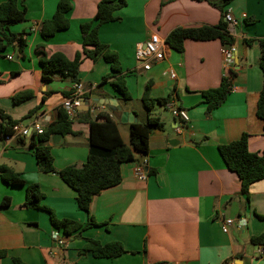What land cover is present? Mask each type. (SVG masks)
I'll return each instance as SVG.
<instances>
[{"label":"crops","instance_id":"0c3cea01","mask_svg":"<svg viewBox=\"0 0 264 264\" xmlns=\"http://www.w3.org/2000/svg\"><path fill=\"white\" fill-rule=\"evenodd\" d=\"M5 1L0 0V5ZM59 1L18 0L19 7L27 11V21L9 31L26 40L24 55L18 54L14 44L6 45L0 53V109L25 125L40 115L45 127L54 123L68 99L64 93L72 91L76 83L60 77L43 81L37 51L44 50L49 56L62 53L73 60L82 50L80 26L95 17L102 0H73L70 28L46 40L40 28L55 15ZM162 2L127 0V6L115 13L118 20L101 26L100 40L118 54L131 99L124 100L111 81L102 83L111 74L110 64L103 59L85 60L79 73V82L86 88L85 102L72 121L75 134H63L58 146L52 139L49 143L54 165L60 171L87 161L90 123L97 121L100 113L113 116L123 142L129 145L131 124L122 123L121 114L133 113L139 123L147 121L142 100L147 87L153 99H173L188 112L189 122L183 126L170 110L156 104L152 115L159 117L164 127L149 137L147 179L135 176L137 161L123 164L121 183L95 196L86 212L78 207L76 192L58 175L39 170L31 137L5 140L0 118V168L12 169L26 186L38 185L44 194L42 206L58 219L90 224L66 236L51 224L49 212L25 206L26 186L5 184L0 172V251L7 253L0 264H15V258L24 264H264L257 254L258 245L251 242L264 235V179L243 194L239 177L228 169L218 149L246 134L252 153L264 151V120L257 115L264 83L258 44L264 39V28H257V23L264 18V0H241L229 6L236 19L246 14V20L255 26L242 21L239 33L236 27L229 28L236 52L228 71L225 46L219 40H187L183 52L167 44L164 60L144 71L136 59L138 44L153 34L166 41L178 27L215 26L222 19L221 12L205 1L174 0L164 6ZM5 29L0 24V35ZM170 71L176 74L175 79ZM229 72L233 73L232 90L225 102L209 113L202 94L218 88ZM24 91L33 96L15 104L14 96ZM43 99L44 105L38 108ZM170 137L176 140L174 145ZM5 198L10 199V205L2 208ZM226 218L235 220L227 234L222 231ZM240 219H246L247 226L239 225ZM54 231L61 233L67 245L53 241ZM86 239L102 244L120 242L126 253L102 259L91 253L81 255Z\"/></svg>","mask_w":264,"mask_h":264},{"label":"trees","instance_id":"16d2710c","mask_svg":"<svg viewBox=\"0 0 264 264\" xmlns=\"http://www.w3.org/2000/svg\"><path fill=\"white\" fill-rule=\"evenodd\" d=\"M174 0H163L162 5H166ZM205 1L212 7L218 9L222 14L221 21L215 26L202 25L199 27H178L174 29L167 37L168 46L178 52L184 51V45L187 40L193 41H213L219 40L223 46H233L235 38L230 33L229 24L225 21L227 6L235 0H197ZM127 6V0H102L98 4L95 17L80 26L82 35V50L77 52L73 60L68 59L62 53H55L49 56L44 50H38L39 63L42 70V79L45 82L55 77L69 79L73 82H79V73L81 65L85 60L94 62L99 59L105 60L111 66V74L104 77L102 83L111 81L114 90L122 96L124 100H130L131 94L127 88L123 69L118 54L108 45L101 42L99 37L102 25L117 21L115 13ZM73 8V0H60L55 15L47 21H44L40 32L44 39L48 40L61 31L70 28L71 23L68 18L69 12ZM27 21L26 9L19 7L18 0H6L0 5V24L5 25L6 31L0 35V53L6 49V45L14 44L20 56L24 55L27 46L26 40L9 31L10 27ZM246 24L250 22L245 20ZM7 32V33H6ZM250 44V40H246ZM260 47V69L264 76V39H259ZM14 75V74H13ZM233 75V73L231 74ZM230 72L223 77L221 85L216 89H210L203 92V98L207 105V111L220 107L226 100L228 93L232 90V79ZM74 89L65 92L67 98L74 96ZM33 96L31 91L20 92L14 96V103L19 105ZM143 104L148 115L145 123H134L130 125V144L123 142L118 123L108 114L100 113L97 115V121L90 123L89 155L87 161L82 165H70L62 170H57L54 165V158L49 145L55 134H75L72 129V121L67 112L62 107L58 110L57 120L46 126L44 134L31 136V147L37 160L39 170L45 174L58 175L69 187L77 194L78 207L89 212L93 198L103 191L117 187L122 181L121 167L125 163H141L139 157H145L149 152V137L155 130H161L164 127L159 117L152 115L156 104L166 106L173 99H153L150 96V88L147 87L143 95ZM45 99L42 100L39 107H42ZM37 108V109H38ZM36 110L29 114L34 115ZM257 115L264 120V83L260 92V100L257 108ZM0 118L3 121V137L13 132V127L19 124V121L13 120L2 109H0ZM103 121H100V120ZM219 152L225 161L228 169L235 173L241 181V191L248 194L249 189L255 182L264 179V151L261 153H252L249 150L248 135L229 144L220 145ZM1 179L5 184L13 186H26L25 181L19 174L7 166H1ZM25 206L43 209L50 213L51 224L57 230H62L66 236H72L78 231L87 229L69 219H58L52 210L42 206L44 194L38 185L26 186ZM10 205V199L5 198L1 207ZM264 219V216L261 217ZM91 225H95L91 223ZM253 245H264V235L252 238ZM81 255L91 253L94 258H117L126 253L122 243L112 242L102 244L93 239H86V243L79 250ZM7 256L5 251H0V258ZM15 264H24L20 259H13Z\"/></svg>","mask_w":264,"mask_h":264},{"label":"built area","instance_id":"2783aa9c","mask_svg":"<svg viewBox=\"0 0 264 264\" xmlns=\"http://www.w3.org/2000/svg\"><path fill=\"white\" fill-rule=\"evenodd\" d=\"M247 19L246 14H242L240 19H236L231 11H227L225 14V21L229 24V28L234 29L235 27L240 25V22L245 21ZM167 47V43L157 34H153L150 39H148L145 43H141L137 45L136 48V59L141 68L144 71H150L153 67L154 62H161L165 58V48ZM236 52L234 46H225L223 48V57L225 62V70H229L230 66L233 64V56ZM9 60H13V56H9ZM169 75L172 78H176V74L172 71L169 72ZM74 96L68 98L63 103V108L67 112V115L71 121H73L76 117V113L78 112L79 108L81 107V99L86 93L85 86L78 82L75 83L74 87ZM168 110H170L172 116L177 118L181 121V123L186 125L189 120L188 112L180 108L176 105L174 100L169 102L166 106ZM98 111L101 112V109L98 108ZM113 117V116H110ZM43 115H40L35 122L29 125H25L19 123L13 127V132L10 135L5 136V140L10 142L15 138H29L36 135H42L45 131V125L43 123ZM147 164V160L144 159L143 162L137 163L135 166L134 172L135 176L140 180H146L148 177V172L145 170V165ZM235 220L232 218H226L222 225L223 233L227 234L230 231V228L234 225ZM239 225L247 226L246 219H240L238 221ZM53 241L59 246L67 245V242L64 240V237L61 235L59 231H54L52 234ZM257 254L264 258V245L257 246Z\"/></svg>","mask_w":264,"mask_h":264},{"label":"water","instance_id":"95a60500","mask_svg":"<svg viewBox=\"0 0 264 264\" xmlns=\"http://www.w3.org/2000/svg\"><path fill=\"white\" fill-rule=\"evenodd\" d=\"M236 33L240 32V28L237 26L236 28ZM16 59H18V56L16 57ZM81 102H85V99H81ZM95 102H100L101 104H109L108 101H100V100H95ZM119 111H121V108H118ZM121 122L124 124H134V123H139L137 118H135V115L133 113H129V112H122L121 114ZM186 131V128L184 129ZM0 133H1V127H0ZM63 139V134L58 133L55 134L52 138L53 144L58 146L59 142ZM176 142V140L173 137H170V144L174 145ZM140 161L143 162L144 158L141 157Z\"/></svg>","mask_w":264,"mask_h":264},{"label":"rangeland","instance_id":"374dc122","mask_svg":"<svg viewBox=\"0 0 264 264\" xmlns=\"http://www.w3.org/2000/svg\"><path fill=\"white\" fill-rule=\"evenodd\" d=\"M239 1H241V0H235L234 2H235V4L236 3H238ZM244 2V1H243ZM234 4V3H233ZM233 4H232V6H233ZM230 6V5H229ZM229 6H227V8H226V10L227 11H229ZM234 7V6H233ZM256 24V23H255ZM249 25V27H251V28H254V24L253 25H251L250 23L248 24ZM257 28H259L260 30L262 29V28H264V18L262 19V21H260V23H257ZM256 28V29H257Z\"/></svg>","mask_w":264,"mask_h":264}]
</instances>
